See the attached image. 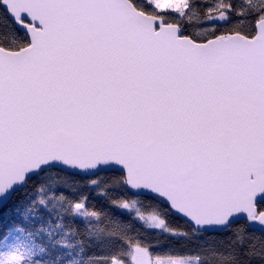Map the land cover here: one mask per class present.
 <instances>
[{
    "label": "snow or ice",
    "instance_id": "6c2138e0",
    "mask_svg": "<svg viewBox=\"0 0 264 264\" xmlns=\"http://www.w3.org/2000/svg\"><path fill=\"white\" fill-rule=\"evenodd\" d=\"M0 264H264V0H0Z\"/></svg>",
    "mask_w": 264,
    "mask_h": 264
},
{
    "label": "trees",
    "instance_id": "16d2710c",
    "mask_svg": "<svg viewBox=\"0 0 264 264\" xmlns=\"http://www.w3.org/2000/svg\"><path fill=\"white\" fill-rule=\"evenodd\" d=\"M115 175H118V173L116 172H110V173H100V176L102 177H111V176H115ZM92 178H95V177H92ZM77 180H83V179H89L88 177H76ZM86 191V194L88 195V200H89V204H94L96 205V207H107V204L105 202L104 199H102L101 197L97 196L96 195V192L94 191H88V190H85ZM65 194H68V193H65ZM154 235H158V233H155ZM217 236H219L220 234H216ZM160 240L161 241H164L165 240V237L164 236H159ZM211 243V241H209ZM170 247H174L176 249H178L179 251H187L188 249L186 248H182L180 246V242H176V241H167L165 243H163L162 247L160 248H157L155 249L156 251L158 252H163V251H166L168 250ZM194 247L193 244H189V248H192Z\"/></svg>",
    "mask_w": 264,
    "mask_h": 264
},
{
    "label": "water",
    "instance_id": "95a60500",
    "mask_svg": "<svg viewBox=\"0 0 264 264\" xmlns=\"http://www.w3.org/2000/svg\"><path fill=\"white\" fill-rule=\"evenodd\" d=\"M110 172H115V171H109V172H104V173H110Z\"/></svg>",
    "mask_w": 264,
    "mask_h": 264
}]
</instances>
